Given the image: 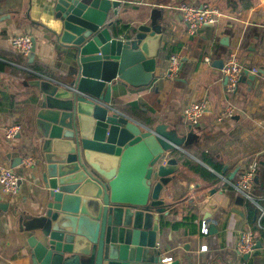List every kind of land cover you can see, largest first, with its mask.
<instances>
[{
    "label": "water",
    "instance_id": "95a60500",
    "mask_svg": "<svg viewBox=\"0 0 264 264\" xmlns=\"http://www.w3.org/2000/svg\"><path fill=\"white\" fill-rule=\"evenodd\" d=\"M124 1H45L50 25L43 27L42 45L44 53L56 55L63 75L55 80L29 70L33 79L26 82L38 96L25 144L36 151L37 163L16 173L18 186L35 204L13 214L31 264H179L171 258L163 262L173 247L161 248L159 237L170 215L167 191L178 164L173 154H184L199 135L191 126L186 133L166 124L144 126L113 108L118 86L152 84L161 38L154 19L116 29L110 18ZM34 52L32 39L29 63ZM212 66L221 70L223 62ZM261 79L264 60L255 72L244 64L233 93L241 84L250 90ZM20 165L17 158L11 168ZM25 170H31L27 180ZM239 171L237 166L226 184ZM244 203L237 196L230 211L243 217ZM11 209L0 194V211ZM203 219L215 233L211 214ZM261 250L256 241L253 253L243 258L260 256Z\"/></svg>",
    "mask_w": 264,
    "mask_h": 264
},
{
    "label": "crops",
    "instance_id": "0c3cea01",
    "mask_svg": "<svg viewBox=\"0 0 264 264\" xmlns=\"http://www.w3.org/2000/svg\"><path fill=\"white\" fill-rule=\"evenodd\" d=\"M45 1L0 0V6L6 4L0 9V18L12 16L0 22V63L5 66L4 71H0V169L9 168L15 173L22 169L21 165L11 168L17 158L21 161L31 158L33 165L37 163L36 151H32L30 145L26 148L25 144L32 131L30 124L38 96L34 88L26 86L33 76L28 79L23 76L30 70L26 65L29 59L11 48L10 39L16 35L30 36L35 41L32 63L39 72L55 80L63 75V65L52 51L44 53L42 45L43 27L50 25ZM124 2L117 15L110 18L116 29L149 24L154 19L161 27V38L152 84L144 88L118 86L111 95L113 108L138 124L148 127L166 124L183 133L188 131L189 125L182 111L190 102L204 98L210 109L197 127H193L199 135L198 142L183 148L184 154H173L178 164L167 191L170 215L164 219L159 237L161 248L170 246L173 250L164 253L163 258L178 260L179 264H264V238L257 234L256 241L262 244L260 256L245 260L234 250L239 234L252 230L253 225L247 219L248 202L240 207L243 217L230 211L238 195L225 182L237 166L241 171L256 161L258 172L252 192H255L254 199L264 207V79L250 90L246 84H241L235 93L227 94L221 70L212 66L218 60L224 64L230 53H236L242 66L250 64L253 70L258 68L264 60V0ZM248 2L251 7L244 9ZM182 3L209 4L216 7L222 17L214 26L189 37L178 11ZM172 55L180 56L181 67L178 77L169 81L163 78V73ZM205 57L210 59L209 65L204 62ZM227 106L235 109L234 115L217 120ZM12 124L19 125L21 131L8 140L3 130ZM185 160L197 166L200 172L187 167ZM25 172L24 180H27L31 170ZM237 177L238 174L235 180ZM5 200L12 209L6 213L0 211V264H31L25 254V240L17 231L13 210L25 211L34 206L35 199L25 188L19 187L16 195ZM206 212L216 221V231L210 233L208 228V234L204 235L203 223L211 225V221L203 219Z\"/></svg>",
    "mask_w": 264,
    "mask_h": 264
},
{
    "label": "built area",
    "instance_id": "2783aa9c",
    "mask_svg": "<svg viewBox=\"0 0 264 264\" xmlns=\"http://www.w3.org/2000/svg\"><path fill=\"white\" fill-rule=\"evenodd\" d=\"M182 20L185 24L186 34L189 37L196 36L202 29L208 26H214L222 17L221 12L214 6L204 4L195 6L189 3H182L178 7ZM11 48L23 58H27L32 50V39L28 35H16L10 39ZM206 64H210L208 57L204 58ZM181 67V59L178 55H172L169 60L163 78L173 81L178 77ZM222 76L226 78V93L231 94L234 92L237 80L242 72V64L238 54L230 53L221 69ZM255 72V70H253ZM207 108L206 99H199L190 102L182 111V116L186 123L191 127H197L200 119L204 115ZM235 113L232 106H227L222 113L217 117V120L223 118H231ZM21 127L17 124H12L4 128V137L8 140L14 139L19 135ZM33 159L25 158L21 161L23 169L29 168L33 165ZM258 172V164L252 161L246 165L238 174L237 179L228 184L230 188L244 199V202L251 203L259 211V216L256 220V226L262 229L261 220L264 219V207L254 199L252 190L254 188L255 178ZM19 191L18 175L14 170L9 168L0 169V193L5 198H10L16 195ZM201 232L204 235L208 234V226L203 223ZM256 243V236L252 230L242 231L235 241L234 250L238 256L244 257L251 255L254 251ZM202 249H205L203 247ZM171 261L170 258L164 259L163 262Z\"/></svg>",
    "mask_w": 264,
    "mask_h": 264
},
{
    "label": "trees",
    "instance_id": "16d2710c",
    "mask_svg": "<svg viewBox=\"0 0 264 264\" xmlns=\"http://www.w3.org/2000/svg\"><path fill=\"white\" fill-rule=\"evenodd\" d=\"M251 7V3H246L244 5V9H249ZM30 71H35V72H39L40 69L37 67L36 64L34 63H28L26 64ZM5 66L3 64L0 63V71H4ZM26 77V79L30 78L32 75L30 73L23 75ZM150 124V123H148ZM207 161V159H205ZM184 163L186 164L187 167H189L190 169H192L195 172H200V170L198 171L197 166L193 165L192 163H190L189 161L185 160ZM203 176L208 177L207 173L202 172ZM255 195V192H252V195ZM246 210H247V219L249 220V222L252 223L253 227L252 230L255 234H257V236H259L260 238H264V219L261 220V226L262 229L257 228L256 226V220L259 216V211L258 209L253 206L251 203H246Z\"/></svg>",
    "mask_w": 264,
    "mask_h": 264
}]
</instances>
